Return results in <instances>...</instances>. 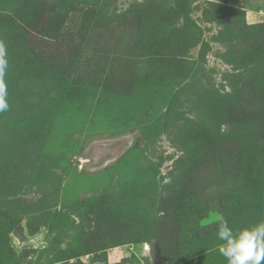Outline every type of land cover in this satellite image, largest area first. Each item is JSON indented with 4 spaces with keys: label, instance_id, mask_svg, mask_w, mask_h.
I'll list each match as a JSON object with an SVG mask.
<instances>
[{
    "label": "rangeland",
    "instance_id": "374dc122",
    "mask_svg": "<svg viewBox=\"0 0 264 264\" xmlns=\"http://www.w3.org/2000/svg\"><path fill=\"white\" fill-rule=\"evenodd\" d=\"M0 39V264H227L219 217L264 219V0H0Z\"/></svg>",
    "mask_w": 264,
    "mask_h": 264
},
{
    "label": "clouds",
    "instance_id": "9594fccd",
    "mask_svg": "<svg viewBox=\"0 0 264 264\" xmlns=\"http://www.w3.org/2000/svg\"><path fill=\"white\" fill-rule=\"evenodd\" d=\"M8 46L0 39V113L9 110L6 74L9 69ZM217 240L220 255L227 264H264V219L234 229L224 217H219Z\"/></svg>",
    "mask_w": 264,
    "mask_h": 264
},
{
    "label": "water",
    "instance_id": "95a60500",
    "mask_svg": "<svg viewBox=\"0 0 264 264\" xmlns=\"http://www.w3.org/2000/svg\"><path fill=\"white\" fill-rule=\"evenodd\" d=\"M14 235L17 236V237H20L22 238L23 237V230H22V227L21 226H16L14 231H13Z\"/></svg>",
    "mask_w": 264,
    "mask_h": 264
}]
</instances>
